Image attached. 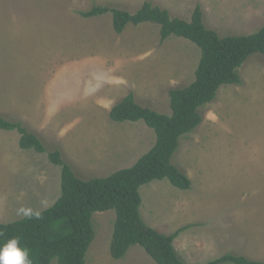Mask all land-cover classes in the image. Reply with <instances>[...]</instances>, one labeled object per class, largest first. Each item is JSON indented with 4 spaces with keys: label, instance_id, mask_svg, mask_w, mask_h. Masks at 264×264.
<instances>
[{
    "label": "rangeland",
    "instance_id": "1",
    "mask_svg": "<svg viewBox=\"0 0 264 264\" xmlns=\"http://www.w3.org/2000/svg\"><path fill=\"white\" fill-rule=\"evenodd\" d=\"M146 2L186 21L200 7L220 37L264 27V0H0V117L21 123L47 152L59 150L82 180L132 167L156 142L144 121L110 119L118 102L132 93L140 106L170 115L169 91L195 79L201 52L189 40L162 42L152 23L118 34L111 14L81 15L95 6L133 14ZM238 72L242 84L221 87L173 155L191 189L166 179L140 188L146 225L164 235L192 226L174 241L186 264L227 253L264 264V56ZM20 138L0 130V224L23 218L21 207L45 211L41 202L48 209L61 194V168L47 153L23 150ZM115 219L113 210L93 214L85 264H156L140 246L111 257Z\"/></svg>",
    "mask_w": 264,
    "mask_h": 264
},
{
    "label": "trees",
    "instance_id": "2",
    "mask_svg": "<svg viewBox=\"0 0 264 264\" xmlns=\"http://www.w3.org/2000/svg\"><path fill=\"white\" fill-rule=\"evenodd\" d=\"M112 16L116 33L122 34L129 25L152 23L160 28L164 42L171 37L189 40L201 52L195 79L184 88L169 91L171 114L158 113L136 103L131 93L110 111L116 123L144 121L156 135L154 146L132 167L106 178L82 180L63 160L59 150L47 152L42 141L21 123L0 117V130L18 131L20 147L47 153L49 161L61 168V194L57 201L42 212L40 219L25 217L0 224L4 235L0 240L18 237L29 250L32 264H85L87 252L95 239L93 214L115 211L110 254L123 259L133 246L142 247L156 264H186L177 253L174 241L192 226H184L164 235L146 225L140 208V188L152 181L168 180L174 187L189 190L192 181L172 164L180 140L192 133L202 122L201 109L215 101L224 85H241L238 70L253 55L264 56V27L250 35L220 37L204 23L197 7L186 21L172 17L169 11L146 2L131 14L108 6H95L81 12L85 18ZM206 264H262L259 261L227 253Z\"/></svg>",
    "mask_w": 264,
    "mask_h": 264
},
{
    "label": "clouds",
    "instance_id": "3",
    "mask_svg": "<svg viewBox=\"0 0 264 264\" xmlns=\"http://www.w3.org/2000/svg\"><path fill=\"white\" fill-rule=\"evenodd\" d=\"M43 208L46 210L48 204L46 201L41 202ZM18 216H23L27 219H40L42 212L39 209L21 207L17 211ZM4 235L0 231V237ZM0 264H32L29 250L21 246L18 237H11L5 240H0Z\"/></svg>",
    "mask_w": 264,
    "mask_h": 264
}]
</instances>
